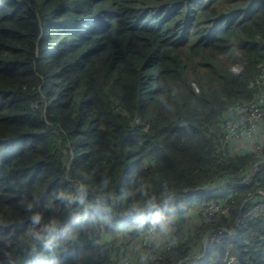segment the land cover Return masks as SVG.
Returning <instances> with one entry per match:
<instances>
[{"label": "trees", "instance_id": "16d2710c", "mask_svg": "<svg viewBox=\"0 0 264 264\" xmlns=\"http://www.w3.org/2000/svg\"><path fill=\"white\" fill-rule=\"evenodd\" d=\"M261 97L264 0H0V264H130L153 197L144 264H264V148L225 139Z\"/></svg>", "mask_w": 264, "mask_h": 264}, {"label": "rangeland", "instance_id": "374dc122", "mask_svg": "<svg viewBox=\"0 0 264 264\" xmlns=\"http://www.w3.org/2000/svg\"><path fill=\"white\" fill-rule=\"evenodd\" d=\"M251 128H252V130H251V135L249 136V139L246 137V131H243L241 129L237 130L239 136H238V138L233 139L236 142H233V144L229 145L230 146V148H229L230 152H231L232 147L234 145H236V148H238L240 150L241 149L245 150L247 148L246 146L249 145V143H247V141H250L252 143V145L254 146L252 148H255V149L264 148V114L261 115L260 120L256 125H254V126L251 125ZM247 131H248V129H247ZM227 148L225 150L224 149L223 150L227 151ZM229 150H228V152H229ZM198 215L199 214H197L196 211H193V213H190V217L191 218L194 217V220L190 219L189 220L190 222L188 221V222H186V224H184V231H187L190 233L196 231L195 229L198 227V225L201 221V217ZM168 230L166 232H163V233H161L160 231H158V232L149 231V233H147L145 235L143 234L139 237V238H141V240L140 239L136 240L132 245H129L128 247L123 246L122 251L124 250L126 252L127 250H129L126 252V253H128L127 255H129V256H127L129 259H126V260H128L130 264H144L145 262H147L148 261V257L146 255L147 246L149 245V243L153 242L154 239H156L155 242L159 241L158 242L159 245L163 246V245L167 244L168 240L163 242V241H161V237L163 234L168 235L169 234ZM152 237H155V238H152ZM210 242H211V239L209 238L207 240V244ZM199 252H200V247H199ZM122 254H123V252H122ZM198 255L199 254H197L196 256H198ZM193 259H195V256L191 257L190 260H193ZM117 260H118V258H117ZM119 263H120V260H119L118 264Z\"/></svg>", "mask_w": 264, "mask_h": 264}, {"label": "clouds", "instance_id": "9594fccd", "mask_svg": "<svg viewBox=\"0 0 264 264\" xmlns=\"http://www.w3.org/2000/svg\"><path fill=\"white\" fill-rule=\"evenodd\" d=\"M28 208L32 209L33 205L29 204ZM127 212L129 215L133 216L136 214L143 215L145 212H147L153 217V230L158 228L161 233L168 230L167 218L164 217L160 211H158V205L154 197L146 200L144 202L143 208L138 202H132L129 205ZM29 219L31 221V225L33 226L30 232L32 240L38 244H43L46 247L49 246L57 231L58 221L55 218H49L46 220L45 217L39 212H32Z\"/></svg>", "mask_w": 264, "mask_h": 264}, {"label": "built area", "instance_id": "2783aa9c", "mask_svg": "<svg viewBox=\"0 0 264 264\" xmlns=\"http://www.w3.org/2000/svg\"><path fill=\"white\" fill-rule=\"evenodd\" d=\"M259 102H260V105L255 104L254 107H252L250 109L251 119H250L248 125L240 126V124L237 122H229L227 124V127H226L227 132L225 135V139L227 141V144L229 143V145H231L233 142H236L233 139L238 138V136H239L238 132H237L238 129L246 131V137L249 139V136L251 135V130H252L251 125H253V126L256 125L259 122L261 115L264 114V98L261 97L259 99ZM247 129H248V131H247ZM211 188H213V187H211V186L210 187H204V188H201L198 190H202V189L203 190H210ZM198 190H195V191H198ZM261 202L262 203L257 205L256 209H254V212L251 215L258 216L260 214H264V200H262ZM223 213H224V210L220 204L219 205L213 204L204 210L203 215L205 218L210 219V218H214L216 216H221ZM243 224H244V220L240 221L238 223V228H241ZM189 263L198 264L196 259L190 260ZM228 264H234V259H231Z\"/></svg>", "mask_w": 264, "mask_h": 264}]
</instances>
